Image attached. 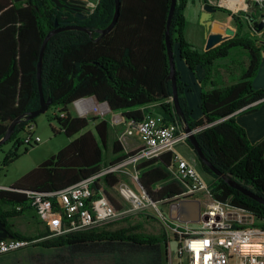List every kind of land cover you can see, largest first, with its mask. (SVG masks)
<instances>
[{"label":"trees","instance_id":"1","mask_svg":"<svg viewBox=\"0 0 264 264\" xmlns=\"http://www.w3.org/2000/svg\"><path fill=\"white\" fill-rule=\"evenodd\" d=\"M190 1L176 0L169 37L174 59L183 61L190 71L198 66L205 71L201 81L199 119L192 118L185 95L189 89L181 81L176 68V92L183 123L173 108L164 35L171 0H119L116 25L95 43L88 42L86 33L78 31H63L52 36L41 60L43 96L52 102L49 109L59 108L65 113L75 100L93 97L97 102L107 103L111 112L121 111L123 120L135 122L150 114L151 107H157L159 123L184 124L193 132L204 158L220 173V177L213 175L195 157L198 170L212 177L208 185L212 198L264 219L263 205L231 187V184L238 185L264 200V139L251 143L245 130L236 122L238 114L252 113L264 102V90H254L251 86L264 45L243 34L244 14H231L229 10L214 6L216 11L231 16L236 32L208 51L197 50L183 34L185 9ZM113 13L114 0H99L89 24L99 30L105 29ZM63 16L49 0L18 3L0 0V140L11 121L39 108L36 80L39 49L47 33L54 28L55 20L59 28L64 27ZM84 25L86 27V22ZM233 48L247 53L248 67L237 82L218 87L213 82L214 63L227 58ZM53 119L58 122L65 137L72 140L18 179L9 190H0V223L4 224L10 236L34 241L32 247L68 248L74 253L98 243L152 245L166 241L162 234L136 233L138 228L132 226L55 237H48L45 230L33 238L12 230L10 220L31 208V200L21 191L56 192L103 171L101 164L108 145L110 123L97 117L89 119L69 115L64 119L54 115ZM92 122H95L93 129L86 131ZM34 123L35 119H23L16 125L4 144L12 143V148L0 162L2 167L19 157L17 150L22 145L19 135L26 128L35 126ZM186 143L193 150L188 140ZM27 151L25 148L24 153ZM112 154L114 156L108 166L120 163L133 152H123L116 140L112 143ZM170 165V153L136 165L138 179L134 185L136 189L144 190L153 203L168 204L184 192L182 184L172 176ZM117 183L118 179L112 174L94 178L91 183L94 198L104 199L113 210H119L121 207L107 191Z\"/></svg>","mask_w":264,"mask_h":264},{"label":"built area","instance_id":"2","mask_svg":"<svg viewBox=\"0 0 264 264\" xmlns=\"http://www.w3.org/2000/svg\"><path fill=\"white\" fill-rule=\"evenodd\" d=\"M216 2H211L212 6ZM90 7L93 9L94 6ZM252 32L264 35V29L259 33L252 29ZM70 105L74 108V117L78 118L93 115L103 120L111 113L107 103L97 102L93 97L79 98ZM53 113L60 119L71 116L59 108H53ZM121 122L120 116L111 121L113 125ZM123 122V136L137 139L140 145L138 149L131 151L132 155L116 165L108 166L95 177L56 192L21 191L31 200V208L44 225L48 237L103 229L144 211L149 206L158 211L156 204L150 202L144 190L131 187L122 180V176L129 178L131 183H136L137 164L170 153V172L182 184L184 192L168 206L182 200H197L200 204V218L195 223L175 222L174 226H169L158 211L165 227L172 230L176 243L174 252L169 242L166 243L165 264H264V219L212 198L208 185L196 171V159L187 161L174 152L177 145L186 143L189 133L185 131V127L176 123L161 125L150 114L139 122ZM33 127L32 125L22 132L21 141L27 148L41 142L39 137L33 136ZM105 174L119 178L116 185L118 194L128 207L113 210L104 199L94 198L91 183L94 178ZM0 190L4 188L0 187ZM190 224L198 226L193 228ZM33 243L34 241L23 239H1L0 256L28 248Z\"/></svg>","mask_w":264,"mask_h":264},{"label":"rangeland","instance_id":"3","mask_svg":"<svg viewBox=\"0 0 264 264\" xmlns=\"http://www.w3.org/2000/svg\"><path fill=\"white\" fill-rule=\"evenodd\" d=\"M86 2V0H84ZM94 2H97L98 0H92ZM218 1L214 6L218 5ZM209 5V4H206ZM220 5L222 3L220 2ZM192 4H189L186 9L190 10L192 9ZM225 7V6H224ZM228 9V8H227ZM229 11L233 12L232 9H228ZM235 13V12H233ZM238 14V13H236ZM188 19L186 20V26L184 28L183 34L185 40L193 45L197 50L201 51L203 48V36H202V29H205L203 26L200 25L199 19L198 23L196 24V17L192 13H189L187 16ZM225 18L224 14L222 12H218L214 15L215 24L221 25L219 20H223ZM231 31V29H230ZM248 59V55H246L245 51L241 50L240 48H233L230 50L229 55L227 58L223 60H218L216 63H226L231 69H233L232 74H239L240 72V66L244 65L245 62ZM175 65L178 67V58L174 60ZM67 112L74 117L75 111L72 105H69L67 107ZM115 115H120L121 111L119 112H113ZM150 114L153 115V117L158 118V110L157 107L150 109ZM54 113L53 108L48 109L46 113L38 116L35 119L34 127H33V136H37L40 138L41 142L32 148H27L22 144L18 147L17 154L19 157L14 160L11 164H9L6 167H2L0 165V184L3 181L8 180H14L15 178H18L20 176H23L27 172L37 168L42 162L47 160L52 155L56 154L60 149L65 147L72 139H68L65 137V135L60 130V126L58 122L53 119ZM93 115H88L86 118H92ZM107 119L111 118V115L109 114ZM95 122H92L90 126H88L87 130H92L93 125ZM117 129L122 130L123 127L121 125L116 126ZM19 138L23 139V134L21 133L19 135ZM75 138V137H74ZM111 137L108 139V145L107 149L103 152V160H102V168H107V164H109L110 160L114 156L112 154V143H111ZM130 140L131 139H127ZM127 147V144H125ZM140 145L137 143L134 150L138 149ZM12 148V143H8L6 145H2L0 148V162L2 161L4 155ZM27 148L28 151L24 153V149ZM128 151V148H126ZM130 151V150H129ZM133 151V150H132ZM175 152L180 154L185 159H190L192 157V154L189 152V149L184 145H178L175 148ZM197 161V159H196ZM196 162V171L201 176L202 180L206 182V184H210V181L212 180V177L204 174L200 169L198 170ZM122 180L129 184L131 187L133 185L130 182V179L122 176ZM14 184V183H13ZM109 195L116 201V203L122 205V208L128 207V204L124 202V200L119 196L117 187L110 188L108 190ZM158 211L162 212V214L165 216L166 222L168 225L172 223L171 219L169 218V211L168 207L165 205H157ZM155 208L150 207L144 211H142L144 214L139 215L141 212H137L133 214L132 216L123 219L122 221L118 222L117 224H114V226L110 227L109 229L116 230V229H125L132 227H138L137 233H143L145 235H152L154 232L159 233V230L157 231L154 229V224L150 221L153 220L152 218L159 219V212ZM151 215V216H148ZM144 217L149 218V220L144 219ZM24 220H28V216L24 214ZM29 221V220H28ZM12 230L17 231L23 234H32L35 231L43 230V226H41L39 223L33 221L32 223L26 224L23 221L19 220V217L14 218L11 220ZM191 227L195 228L198 225L196 224H190ZM170 247L172 252L175 251L176 243L174 240H170ZM101 243L95 244L94 246L82 249L80 251H77L76 253H73L68 248H62V249H42L39 247H28L24 250H21L16 253L9 254L5 257L0 258V264H113L115 263V256L113 254H106V249L101 248ZM114 251V249H112ZM106 254V255H105ZM120 257V255H119ZM165 262V261H164Z\"/></svg>","mask_w":264,"mask_h":264},{"label":"crops","instance_id":"4","mask_svg":"<svg viewBox=\"0 0 264 264\" xmlns=\"http://www.w3.org/2000/svg\"><path fill=\"white\" fill-rule=\"evenodd\" d=\"M81 1H83L86 4L87 10L93 11V9L95 8V6L97 5L99 0L97 2H94L92 0H86V2L84 0H81ZM215 1L219 2L217 7H221V8H224L226 10L230 9L228 7H224V5L223 6L220 5L221 0H211V2H215ZM239 1H241L243 3L244 8L242 7L240 9L233 11L235 13L230 11L231 14H235V15H237L236 13H238V14L241 13L244 15L246 13H251L252 15L254 14V13H252V7L250 8L247 5V2L250 1L251 3H253L254 0H239ZM211 2H208V0H191L187 4V6L189 4H192L193 7L190 10L185 9V19L187 20L188 19L187 16L189 15V13H192L196 17L195 19H196V24H197L199 16L202 13L203 6L206 5L205 3L212 5ZM90 5L94 6L93 9L90 7ZM187 6H186V8H187ZM244 9H246V10H244ZM218 12H221V11H215L213 14H211V22H212L211 29L216 31V32H222L224 34L223 36L227 35L228 37H232L236 32L235 22L232 20L231 16H228L227 14L222 12V14H224L225 18L223 20H219L218 23H220L221 25H216L214 15ZM262 13H264V11ZM259 14H260L259 12H256L255 16L258 17ZM242 19H243V21H242L243 22V34L248 35L249 39L253 40L254 42L259 43L261 45H264L263 33H260L257 35L253 34L252 25L249 24V22L245 20L246 18L243 15H242ZM186 23H187V21H186ZM230 29H231V31H230ZM205 35H206V30L202 29V36H203L204 40H203V44H202L203 48L201 49V51H205V40H206ZM246 55H247V53H246ZM248 63H249V61L247 59L245 64L240 66L239 74L233 75L232 74L233 69H231L232 67H230L229 65H227L226 63H223V62L222 63H219V62L216 63L215 62L214 66H213V82L216 85H218V87H225V86H229L231 84H234L235 82H237L241 78V74H242L243 70L248 67ZM175 67L180 74L181 81L184 84H186V86H187L186 89H189L185 94L187 104H188L189 109L192 111V118L197 120L201 117L200 108H199L200 92H201V81L204 79L205 71L199 66L196 67V69L194 71H190L187 68V66L185 65V63L183 61H181L180 59H178V67L176 65H175ZM251 86L254 90H264V52L261 53L259 67H258V70H257L255 76L251 80ZM206 89L209 90L210 87L206 88ZM110 115H111V118H109V119L105 118V120H107L110 123L109 124L110 128L108 130V138L111 137L110 138L111 143H113V141L117 140L120 143V145L123 149V152H125V153L131 152L132 150L135 149L137 143L139 144V142L137 141V139L136 140L131 139V142H132V144H131L130 140H126L127 137L123 136L124 128H122V130L117 129L116 126H118V125H121V127L124 126V122H123V118L121 117V114L115 115L113 112H111ZM116 116H120L122 118V122L113 125L111 123V121ZM157 117L158 118H156V120L159 122L160 117L159 116H157ZM236 122L238 123V125H240L245 130L246 136L251 143L260 142L262 139H264V102L258 107V109L256 111H254L252 113L238 114L236 116ZM127 139H130V138H127ZM125 144H127V147L125 146ZM179 145L186 146L189 149V152L192 154V157L190 159H186L187 161L195 159L196 155H195L194 151L188 146L187 143H185V144L183 143V144H179ZM126 148H128V151L126 150ZM174 152H175V150H174ZM107 167H108V164H107ZM104 169H106V168H103V170ZM21 177L22 176H20L19 179ZM115 177L118 179V182H119V178L117 176H115ZM17 180H18V178H15L14 180L3 181V182H1L0 187H3L4 189L9 190L10 187L13 185V183H15ZM131 184L136 189L134 183H131ZM116 185L114 187H116ZM114 187H112V188H114ZM109 189L110 188H107V191ZM155 204H156V206L157 205H165L169 208V206H168L169 203L168 204L167 203H155ZM118 205L121 208L123 207L120 204H118ZM160 213L165 218V216L162 214V212H160ZM24 214L28 216L29 221L24 220ZM143 214L144 213L142 211H141V213H139V215H143ZM148 216H151V215H148ZM145 218L146 217H144V219ZM152 219L153 220H150V221L154 224V227H155L154 229L156 230V226H157V228H158L157 231L159 230V233L154 232L152 234V236H159L162 234L165 236L166 241H160V242L152 244V245H136V244H131V243H108V244L107 243H101V246H102L101 248L106 249V251H105L106 254H113L115 256V260H114L115 263H113V264H165L164 261H165L166 243L169 242V244H170L171 238H172V240H174V235H173V232L171 229H168L167 227H165L164 221H162L160 218L159 219L152 218ZM19 220L25 222L26 224H29V223H32L33 221H35V222L39 223L41 226H43V230H40L39 232L35 231L34 233L29 234V235L16 231L17 233H19L23 236L33 238V237L37 236L39 233H42L46 230L44 225L40 222V220L38 219V217L36 216V214L32 208L24 211L23 214L21 216H19ZM146 220H149V218H146ZM171 221H172V223L169 226H174L175 222H179L177 220H172V219H171ZM165 222H166V219H165ZM10 223H11V220H10ZM166 224H167V222H166ZM112 226H114V225L106 227L107 228L106 230H108ZM137 228H140V226H138ZM110 230H112V229H110ZM136 233H137V231H136ZM140 234H143V233H140ZM60 249H62V248H60ZM112 249H114V251H112ZM22 250H24V249H22ZM16 252H19V251H16ZM16 252H13V253H16ZM10 254H12V253H10ZM7 255H9V254L2 255V256H0V258L1 257L3 258ZM119 255H120V257H119Z\"/></svg>","mask_w":264,"mask_h":264},{"label":"water","instance_id":"5","mask_svg":"<svg viewBox=\"0 0 264 264\" xmlns=\"http://www.w3.org/2000/svg\"><path fill=\"white\" fill-rule=\"evenodd\" d=\"M12 1L14 3H18V2H23L24 0H12ZM50 1L52 3H55V4H58L59 2H63V3L69 2V3H73L75 5H78V6H84V4H85L81 0H50ZM119 4H120L119 0H114V13H113L111 22L109 23V25L105 29L97 31L99 34L98 38L109 34L113 30V28L116 25V22L118 20V16H119V8H120ZM175 5H176V0H171V4L169 7L167 19H166L164 35H165V49H166V54H167V58H168V62H169V75H168L167 79L170 80L172 83L173 108H174L176 115L181 119V122L183 123L182 112L180 110V106H179L178 98H177V92H176V81H175V76H174L176 67H175V63H174L173 51H172V46H171L170 37H169V28H170V24H171V19H172L173 14H174ZM247 5L250 8L252 7V13H254V14L252 15L251 13H246L244 15V17L249 22V24L252 25L254 31L259 33L264 29V13H262L264 11V1L263 2L253 1V3H251L249 1V2H247ZM215 11H216V9L214 8V6L204 5L203 9H202V13L199 16L200 25L203 26L206 30L205 51H208V50L214 48L215 46H217L218 44L222 43L223 41L231 38V37H228L227 35L223 36L224 34L222 32H216V31L211 29V24H212L211 14H213ZM256 12L260 13L258 17L255 16ZM68 30H79V31H83L86 33L85 28L71 27L67 23H64V27L59 28L58 23L55 20L54 28L47 33V35L45 36V38L43 39V41L41 43V46L39 49L38 62L36 65V80H37V89H38V95H39V108L34 110V111L28 112L25 115H21V116L15 118L13 121H11L6 134L0 140V146L4 145L9 140L14 128L16 127L17 124L20 123V121H22L23 119H26L27 121L36 119L38 116L46 113L47 110L49 109V107L51 106V103H52L51 100L45 99L43 96V93H42L41 60H42V57L44 54V49H45L48 41L50 40V38L57 33H60L63 31H68ZM183 126L185 127V131L187 133H189L187 140L189 141L190 146L193 148V151H194L196 157L202 162V164L205 167H207V169L213 175L220 177V173L216 169H214L212 167V165H210L207 162V160L204 158V156L200 152L193 133L188 128H186V126L184 124H183ZM231 187L233 189L245 194L246 196L250 197L251 199H253L257 203L264 206V200H262L261 198L244 191L238 185L231 184ZM151 203H153V202H151ZM168 211H169V218L170 219L177 220L181 223H195L200 218V204L197 200H182V201H179L178 203H173L169 206ZM7 238H12V236H10L8 231L5 229L4 224L0 223V240L1 239H7Z\"/></svg>","mask_w":264,"mask_h":264},{"label":"flooded vegetation","instance_id":"6","mask_svg":"<svg viewBox=\"0 0 264 264\" xmlns=\"http://www.w3.org/2000/svg\"><path fill=\"white\" fill-rule=\"evenodd\" d=\"M52 4L56 5L58 9L63 13L64 15L63 21L66 22L69 26L86 29V40H88V42L95 43L99 40L98 32H97L99 29L89 24L92 11L86 9V4H84V6H78L69 2L67 3L59 2L58 4L55 3ZM85 22H86V27L84 25ZM68 31L83 32L79 30H68ZM86 45H88L87 41H86Z\"/></svg>","mask_w":264,"mask_h":264},{"label":"bare ground","instance_id":"7","mask_svg":"<svg viewBox=\"0 0 264 264\" xmlns=\"http://www.w3.org/2000/svg\"><path fill=\"white\" fill-rule=\"evenodd\" d=\"M222 6L228 7L233 11L244 8L243 3L239 0H221Z\"/></svg>","mask_w":264,"mask_h":264}]
</instances>
